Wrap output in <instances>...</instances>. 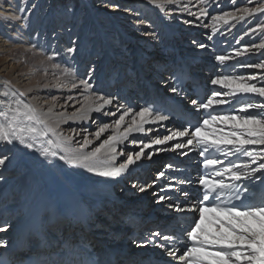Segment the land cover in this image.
Returning a JSON list of instances; mask_svg holds the SVG:
<instances>
[{"label":"bare ground","instance_id":"obj_1","mask_svg":"<svg viewBox=\"0 0 264 264\" xmlns=\"http://www.w3.org/2000/svg\"><path fill=\"white\" fill-rule=\"evenodd\" d=\"M129 1L131 0H24L23 6L25 10L30 9L33 13L42 12L43 14H47V20L48 17L51 18V16L61 17V13H66L71 10H74L76 13H78L79 10L87 12L88 15L90 14L89 21L91 22V25L87 29V33H90V27L94 25V22L98 21V15L96 17V14L98 13L97 11H106V14L112 17L114 16L113 14L122 13V11H120L121 6L128 4ZM151 1L152 0H150L149 3L147 2L149 6L154 4L151 3ZM17 3L19 4V7L22 6V0H17ZM12 4L13 0H8V5ZM32 5H35V7H32ZM89 5L92 6L91 10H89ZM74 17L76 16L74 15ZM119 34L121 35V33ZM119 34L116 32L115 34L112 33L108 35L111 39H113V36L119 37V40H123L128 37L134 39V36L136 35H123L120 37ZM95 35L98 36L96 32ZM101 38L103 37H99L100 41L102 40ZM185 41H188V39H186ZM102 42L109 43V40L107 38L105 39L104 37ZM160 45H158L157 41L155 42V40H150V51H157L158 53H160L158 49L160 48ZM149 46L147 47L149 48ZM135 47H138V49H142H140L141 51L139 50L138 52H136L135 49L131 51L130 41L126 40L122 43V45H118L115 54H113V58L111 56L112 54L104 55L103 57L102 62L105 63L106 61L108 64H112L113 59L116 58V62H120L119 64H121L120 69L124 71V75L122 77H116L112 79V77H107V72L103 68H101V71L96 78V81H98L99 79L105 81L104 87L110 84L117 85V95L111 97V95H108V93L105 92H102L100 94V96L102 95L106 98H114L113 103L111 104L114 108L115 105L119 103L123 106L128 105V103L126 102L128 98H131L134 104H139V99H143L144 102H146L147 100L150 103L154 102L155 99H157V103L161 107H168L170 105L168 100L165 97H161L160 94L155 90V88L148 86L154 82L156 84H159L160 86L167 87L171 82L173 75L172 73H170L169 76H164L161 80V76H159V74L161 73L160 69L162 68V66H165V69H163L168 71L170 65H173L175 69H180L181 64L183 65L182 62H185V66L189 65L190 68L192 67L193 69H197L195 76L192 77L199 78H197V82L194 81L193 84L194 86L197 85L198 87H201L207 95V91H209L210 80L207 83V80L205 81V77L212 75L209 73V69L199 70L201 69L200 65L195 63V59L197 57H195V55L193 56L190 53L191 51H194L193 49H191V51H188L187 47H185L183 44H177L174 48H172L173 55H164V58L162 59L163 62H159L157 64V70H160V73L158 72L157 75L149 74V80H144L141 76H139V74L137 76L134 75L133 77L132 68L134 67L128 66H131V64L136 65L138 69V64L140 67L142 63L143 65L141 66V69L148 72L147 70L149 69L150 65L148 61L152 60V62H154L155 58L149 55L148 48H146L145 45H142V41L139 43L136 42ZM168 49L169 48H167V50ZM27 54H30L31 56L32 53L28 51ZM233 57H231L229 60H231ZM239 61L232 60L230 61V63H228L227 60L222 69H224L228 64L235 65ZM78 64L80 66L81 63ZM117 68L118 64L116 69ZM25 69V66L18 67L17 71L13 75L16 74L19 76V74ZM222 69L221 72L223 73ZM26 79L27 81L25 82V84L15 85L14 83L16 79H13V76L10 75V77L8 76L6 78L0 76V110L3 109L5 104L12 103L16 99H20L26 104H32L44 118L48 119L50 124H52L53 126H55L57 123L59 124L57 131L62 133V137L60 139H57L56 137L51 136V134L48 137L49 139H53L55 143L61 145L60 148L55 149L59 154H64L71 158L76 155L88 154L93 152V146L96 142H99L101 140L100 136V139H86L84 147L76 148L74 146L75 132L73 133L72 130H76V126L89 121L92 116H106L102 111H89L90 107L95 108L101 103V101L96 100V96H93L92 102L84 103L85 106H81V108H79L78 110L79 112L75 113L77 117L76 119H69V117H71L69 116L70 114H66L65 116L63 114L55 113L56 108L63 107L61 101L64 96L59 93H64L63 90L68 91L67 87L61 88L59 86V89H62L61 91H58L61 101L57 104H54V100H51V75L50 78L48 77V79L46 78V80L44 81L37 78L35 79L33 76ZM36 86H39V88L33 89V87ZM43 87H45V90H43ZM6 91L9 93L8 97H4L2 95V93ZM21 93L23 95H21ZM166 94L175 95V99L181 100L182 103H185L189 100L186 93L174 94L169 91ZM255 97L259 98L258 95L252 94L251 102H253V99ZM196 98L197 96H195L193 99ZM262 100H264V98H262ZM56 101L57 100H55V102ZM243 102L244 101H241V103ZM77 104L79 105V103ZM229 105L230 104L222 106ZM107 106L109 105H105L104 107ZM240 106L241 104L236 107ZM85 112H87V117L81 118L83 117V114ZM181 117H183V115H181L179 118H170L164 121H157L155 123H145L142 126L143 129H145L140 133L144 135L145 133L152 132V129L148 128L151 124H167V122L172 121V124H169L168 128V132H170V135H172L173 133L181 129V125L183 124ZM152 118L154 119V116ZM4 123V117L0 116V124ZM89 123L92 124V121H89ZM161 128H164V126H162ZM137 133L139 132H132L131 134H129L127 140H130V142L133 141L134 136ZM68 137H72V139L69 141ZM186 139L187 137H177L174 141L177 143H183ZM104 141L102 142V144L104 143ZM42 142L43 141L37 142V147H39V144ZM121 144H123V142L118 143L116 147ZM0 150L7 151V154L10 152L15 153L14 157L12 158L13 160H11V158L9 159L11 163H8L9 160H7L5 166H0V168H8L7 172L12 174L11 180L9 179V181L5 180V173L0 171V192L6 189L9 193H16L15 199H13L14 197H11L10 194L0 196V224L10 225L9 228H12V230L8 228L7 232L11 233L9 236H19L24 229L28 228V240L30 241V244L32 243L29 248L35 249L33 253L41 254L43 257H48L51 260L53 259L50 254L51 248L59 245L61 248V244L66 243L67 241L68 243H79V241H81L86 245H90L101 255L102 264H133V262L131 261L134 256L143 254L151 255L164 261L174 260L170 256L165 257L166 251L157 247L153 243H148L147 246L141 247H137V244H144V242L148 240V237L150 236L149 233L155 231H160L162 234L171 233L168 231L167 227L161 226L160 223L164 221L165 215L168 214H172L173 216L169 217L166 223L173 220L176 216V212L173 208L170 211H163L159 209V211L162 212L158 213L156 212V210H158L161 203L168 206L173 202L182 205L185 204L179 202L180 198H182L181 200L185 199V196L182 194V192L170 189L169 185H176L181 189H186L188 191V194H194L195 188L197 187L196 183L190 185H177L176 182L179 179L187 178V175H193V178H195L196 173H198L197 162H195L197 153L195 151H190L189 149L180 150L175 149L174 147L171 148V151L174 154L173 156L175 157H172L167 165L171 164L173 165V168L169 169L166 165L164 169L159 171L165 172V176L158 177L155 172V174L152 175L156 176V179L152 181L149 178L145 177V174H143V170L147 167L152 168L153 170L159 168L158 165L151 163H153L154 159L156 160L158 154H161V150H159L158 152L154 151V154L151 155L150 159L147 158L148 156L146 154V151H144L145 155L141 158V160L137 162L136 165L130 166L127 172L122 173L116 177H102L96 172L89 171L87 168L79 166L77 164L66 163L65 161L59 160L58 158H45L41 156L40 153L35 149H28L25 146L20 145L18 142H13L12 144L0 142ZM250 150L264 152V146L260 149ZM181 151L188 152V155H181ZM110 155L112 154L109 153L108 155H105V149H101V153L98 157V163H100L101 166L105 167H118L121 164L119 160L121 153L119 154V152L117 151L116 159L114 161L110 159ZM179 156H181V160L176 159ZM244 158L245 160L240 163L250 162L249 158ZM260 162L261 161L258 158L257 163ZM253 167H255V165H253ZM14 175L17 176L15 178L16 180H13ZM142 178H146V180H149V182L143 185ZM120 180L123 184L126 185V189L119 185L118 182ZM134 185L136 186L135 192H137L141 186L152 185V187H150V191L147 188L146 191L142 192L143 196L146 194V192H148V199H146L144 208L146 211L145 216H151L145 221H142L143 219H145V217H142L141 213H139L141 211V208L138 207V200L136 199L135 201L132 197V195L135 193L132 188ZM117 186H120L118 187L119 192L117 195H115L112 191L115 192ZM152 188H154V191L151 192ZM160 195L171 196L172 199L157 202ZM115 196H119L122 200H124V206L126 207L127 204V207L125 208L121 206V203L114 198ZM94 205H96V208L99 207L97 208V211L99 212L98 215H90L89 213L91 212V207ZM12 208L16 210V213H14L13 216H11L13 212ZM4 210H6V213L4 212ZM7 211L12 212H10L11 214H9V212L7 213ZM18 212V219L16 218V220L12 222V217H15ZM135 215L137 217H135ZM127 217L132 218L131 221H133V227L139 230L137 236H134L133 232L131 233L130 230H133V227L129 228L128 225L127 228L130 229L129 231L122 232V235H120V233H116L119 230H126V228H123L122 223L123 221H126ZM98 218L101 219L99 220ZM115 218L117 219L116 223L114 220ZM104 220H106L108 224H116V226H114L115 228H109L107 227L108 225H104ZM153 220H156V222H154ZM37 221L41 225V230L44 228L43 231L44 235L46 236L45 238H42L41 235L40 238H38L37 229L35 228ZM127 222L130 223L129 221ZM90 226L95 228L93 229V231L89 232ZM149 227H152L154 229H149ZM219 231L228 233L230 230L228 229L227 225H224V227L222 229H218L217 233H215L214 235H217ZM7 232H0V239L7 242V247L0 248V257L2 256V252L7 248H10V253L16 251V249H11L10 247L11 245L9 244V242H11L12 239L8 238L7 240L3 237ZM102 233H104L106 236L103 239V242H100L96 235H101ZM108 251H114V255H116L117 252L119 254L122 253V256H120L119 258L113 257L108 253ZM144 251H146V253ZM125 253H127L126 258L124 256ZM28 254L32 253L29 252ZM14 256H16V254H14ZM27 256L28 255L25 256V259ZM130 257L131 259H129ZM116 260H118V262ZM40 264L44 263L41 262Z\"/></svg>","mask_w":264,"mask_h":264},{"label":"rangeland","instance_id":"obj_2","mask_svg":"<svg viewBox=\"0 0 264 264\" xmlns=\"http://www.w3.org/2000/svg\"><path fill=\"white\" fill-rule=\"evenodd\" d=\"M149 1L150 0H131L128 4L121 6L120 11H122V13L113 14L114 16L112 17L107 15L106 11H97L96 17L98 15V21L94 22V25L90 27L91 32L87 33V29L91 25L89 21L90 14L88 15L87 12L82 10H79L78 13L74 10L66 13L63 12L61 13V17L51 16V18L48 17L47 20V14H43L42 12L33 13L30 9H24L23 13H19V4L17 0H13L12 5H8V0H0V76L6 78L11 75L13 79H16L15 85H23L27 81L26 78L33 76L35 79L37 78L44 81L46 78H50L51 75V100H54V104H57L61 101L59 94L64 96L61 101L63 107L56 108L55 113L65 116L66 114H70L69 116H72L73 113L79 112V108H81V106L83 107L84 103H88L84 100L85 95H92L95 93V96H100L102 92H105L112 97L118 94L117 85L110 84L104 87V80L99 79L96 81L101 68L107 72V77H112V79L124 75V71L120 69V62H116L117 60L114 58L112 64H108L106 61L103 63L102 60L104 55L112 54L111 56L113 58V54H115L118 45H122L126 40L130 41L131 51L135 49L136 52L142 49L135 47L136 42L139 43L142 41V45L148 48L147 46H149L150 40H155V42H158V45L161 44L159 46L160 48H158L160 53L157 51L151 52V47L149 46V55L155 58V61H148V63H150L149 69L147 70L148 72L144 70L142 72L140 71L143 65L142 63L140 67L138 64L139 70L136 65L131 64V66H128L134 67L132 68L133 77L140 73L143 75L144 80H149V74L157 75L158 72L160 73V70L161 73L159 76H161V80L164 76H169L175 69L174 66L170 65L168 71L164 70L165 66L157 70V64L163 62L162 59L164 55L172 56V48L177 44H183L187 47L188 51H191V49L194 50L190 53L197 57L195 63L200 65L201 69L199 70L209 69V73L212 76L205 77L207 83L217 76L227 75L221 72L223 65L227 61L221 64L216 59L217 56L223 55L230 58L236 56L228 60V63L232 60L239 61L240 59L235 65L231 64L233 66L230 75L243 76L248 83L255 84L257 87H264V69L244 66L264 63V49L257 47L261 43H264V11L257 10L259 8H264V0H178V2L173 4H165L163 10L157 6L159 0H157V3H154L155 5L153 4L151 6L148 4ZM151 3L153 2L151 1ZM88 7L90 8L89 10L92 9L91 5ZM202 9L204 10V14H201ZM244 9H251L253 11L249 14L245 12ZM224 13H231L232 15L224 17ZM15 15H21L22 17H27V19L16 20L14 18ZM74 15L76 17H74ZM215 17L224 18L214 19ZM95 32L98 36L95 35ZM116 32L118 34L121 33V35L119 34L120 37L123 35H136L134 39L128 37L119 40V37L115 36L111 39L108 34H115ZM100 36L103 38L105 37V39L107 38L109 43H103V38H101L102 40L100 41ZM186 39H188V41H185ZM201 44L205 45V47L201 48ZM33 45H36V47L33 48ZM69 47H75L77 51L75 53H70L68 52ZM167 48L169 49L167 50ZM28 51L32 53L31 56L27 54ZM237 53L240 54L237 55ZM49 55H53L54 58L52 60L47 59ZM78 63H81L80 66ZM57 64L60 65L59 68L55 67ZM117 64L118 68L116 69ZM24 66L26 69L21 72L19 76L16 74L13 75L18 67ZM204 66L209 68H205ZM65 69L72 70L71 74L65 75ZM93 69L94 71H92ZM190 72L195 76L197 69L191 67ZM89 74H91L92 77L89 81L93 85L92 89L86 91L83 85H80L78 88L72 87L73 83L79 85L81 80L88 79ZM253 76L255 77L254 80L248 79ZM172 84L173 83L170 82L167 87H163L153 82L148 87L155 88V90L164 97V94L168 93L172 88ZM59 86L61 88L67 87L68 91L63 90L64 93H59L58 91L62 90L59 89ZM37 88H39V86L33 87V89ZM44 88L45 87H43V90H45ZM216 89H219L221 92L230 91L229 89H221L219 86H214L210 83L207 96L211 95V92ZM192 97L194 96H191L187 102L183 103L184 107L189 106L188 108L193 109L190 103ZM55 100L57 101L55 102ZM263 101L261 97H255V103H262ZM126 102L128 105L123 106L119 103L115 105V108L113 105L103 107L101 111L103 114L105 113L106 116H92L89 120L92 121V124L87 121L76 126L74 146L76 148L84 147L86 139L101 138V140L96 142L93 146V150H95L110 136L114 134H123L132 123V119L136 112L146 106L143 99L138 100L139 104H134L131 98H128ZM77 103H79V105ZM129 109H131V112L124 117L122 124L117 127L116 121H118ZM219 114L224 115L223 113ZM234 114L238 115L237 113H233V115ZM136 119L139 120V117H136ZM169 124H172V121L167 122V124H151L147 127L151 128L152 132L145 133L144 135L139 132L134 136L131 142L130 140L124 139L125 141L123 140V144L117 146L119 154L122 153L119 157L120 162L123 163L128 154L140 151L141 149L146 151L147 156L153 155L154 151L158 152L161 150V154H158L156 160L154 159L153 163H151L158 165L159 168L153 170L147 167L143 170L145 177L154 181V179H156V176H153L155 172L157 174V172L164 169L171 158L175 157L171 151V148L177 143L174 140L168 141L167 144L162 146L153 145L152 143V141L157 138L170 135V132H168ZM104 125H108V128L101 133L100 138H97L95 134ZM162 126H164V128H161ZM216 127L222 129L224 132H228L232 127V122L229 121L226 125L218 123ZM184 128L185 125L182 124L180 130ZM147 144H149L150 147H145ZM0 151V156H7V160L10 158L13 160L12 158L15 153L10 152L7 154V151ZM180 158L181 156L176 159L181 160ZM8 163H11V161L9 160ZM7 169L8 168H0V171L5 173V180H11L12 174L7 172ZM16 177L17 176L14 175L13 180H16ZM142 179L143 185L149 182L146 178ZM118 187L120 186H117L115 192L112 191L115 195L119 192ZM148 189L150 191V188ZM152 191H154V188L151 189V192ZM6 192L8 191L4 189L0 192V196L10 194L11 197H14L13 199L16 198L15 192ZM132 197L135 201L136 199L143 201L145 196L138 190ZM159 209L163 211L166 210L162 205H159L156 212H162L159 211ZM12 211H7V213L9 212V214H11L10 212H12L11 216H13L16 210L12 208ZM4 212L6 213V210H4ZM143 212H141V215L145 217V219L142 221L151 217L148 215L145 216V210ZM18 217L19 212L15 217H12V222H14L16 218L18 219ZM114 220L116 223L117 219L115 218ZM153 221L156 222V220ZM103 224L106 226L108 225L107 227L109 228H115L114 226H116V224H108L106 220L103 221ZM127 224L128 222L123 221L122 226L124 229L126 228V230H119L116 233L122 235V232L129 231L130 229L127 228ZM94 228L95 227L90 226L89 232L93 231ZM149 229L151 228L149 227ZM96 236L100 242H103L106 235L102 233ZM3 237L8 239L12 236L5 234ZM126 255L127 253L124 255L125 258ZM120 256H122V253L119 254L117 252L115 255L117 258ZM140 256L141 255L134 256L133 259L135 260V258ZM129 259H131V257ZM116 261L118 262V260Z\"/></svg>","mask_w":264,"mask_h":264},{"label":"snow or ice","instance_id":"obj_3","mask_svg":"<svg viewBox=\"0 0 264 264\" xmlns=\"http://www.w3.org/2000/svg\"><path fill=\"white\" fill-rule=\"evenodd\" d=\"M152 2L157 3V0H152ZM176 2L178 0H159L157 6L163 10L165 4ZM23 3L24 0L18 9L19 13L24 12ZM257 10L264 11V8ZM244 11L251 14L253 10L244 9ZM190 14L194 15L193 13ZM201 14H204L203 9ZM231 15V13H224V17ZM224 17H215L214 19H223ZM14 18L16 20L27 19L21 15H15ZM35 47L36 45H33V48ZM200 47L204 48L205 45L201 44ZM257 47L264 49V43ZM76 51L75 47L68 48L70 53ZM239 54L237 53V55ZM53 58V55L47 56L49 60ZM216 59L223 64L230 57L221 55L217 56ZM244 66L264 69V63ZM55 67L59 68L60 65L57 64ZM71 71L65 69V75H70ZM91 78V74H89L88 79L81 80L79 85L73 83L72 87L78 88L83 85L86 91L92 89L93 85L89 82ZM248 79L254 80L255 77ZM180 82L178 76L177 85L170 89L172 93H182V89L179 87ZM210 83L230 91L221 92L216 89L202 100H191L193 110L196 112L203 110L207 118L198 121L190 128H184L172 135L152 141L156 145H165L177 137H187L183 143H176L174 148L195 151L202 158L204 173L199 175L195 181L184 178L176 182L177 185L198 184L200 190L198 202L183 205L175 202L169 204V207L173 208L175 212L184 213L185 218L190 213L197 215L192 219L190 226L186 227L178 222L176 229L171 233L152 232L148 240L144 244H137V247L153 243L164 249L168 256L183 262V264H264V152L249 149V146L252 145L264 146V102L255 103L248 100L241 103L246 94H256L264 98V87H257L255 84L248 83L243 76L233 75L217 76ZM2 95L8 97L9 93L6 91ZM21 95L23 94L21 93ZM93 96L95 93L85 95L84 100L92 102ZM95 99L101 103L95 108L90 107L89 111L100 112L105 105H111L114 98H106L101 95L96 96ZM228 104L232 105L231 112H239L240 114L220 115L219 112L223 109L219 106ZM236 104H241V106L237 108ZM129 112L131 109L127 110L116 121L117 127L120 126ZM213 112L217 114H213ZM0 116L5 119V123L0 124V142L8 144L18 142L28 149H35L45 158H58L66 163H74L87 168L89 171L96 172L102 177H116L127 172L130 166L136 165L145 153L141 149L128 154L125 161L118 167H105L98 163L101 149H105V155L111 153L110 159L114 161L117 153L116 145L127 139L129 134L144 131L142 126L145 123H155L169 118L167 115L159 114V109H154L152 106L144 107L136 112L132 123L123 134L110 136L91 153L70 158L67 155L59 154L55 149L60 148L61 145L48 138L50 134L57 139L62 137V133L57 131L59 124L57 123L55 126L50 124L48 119L44 118L32 104H26L22 100L16 99L12 103L4 105L3 109L0 110ZM153 116L154 119H152ZM86 117L87 112L81 118ZM136 117H139V120ZM76 118L75 113L69 117V119ZM229 121L232 122V127L228 132L216 127L218 123L226 125ZM107 128L108 125L101 127L95 134L96 137L99 138ZM72 131L75 132L74 129ZM71 139L72 137H68L69 141ZM40 141L43 142L37 147V142ZM149 146L145 145V147ZM181 155L187 156L188 152L181 151ZM232 156H235L236 160L247 157L250 162L237 163L236 160L230 159ZM147 158L150 159L151 156ZM258 158L260 163H257ZM7 159V156H0V166H5ZM167 168L172 169L173 165L169 164ZM157 176L164 177L165 172L161 171L157 173ZM150 187L152 185L141 186L139 190L144 192ZM169 188L182 192L185 197L188 196L186 189H181L176 185H169ZM171 199V196L160 195L157 202ZM209 214L212 215L218 229H222L226 224L230 231L228 233L219 231L217 235L208 232L205 228V221ZM9 227L10 225L7 224L0 225V232H7ZM4 247H7V242L0 239V248ZM181 247L184 248L182 252H180Z\"/></svg>","mask_w":264,"mask_h":264}]
</instances>
